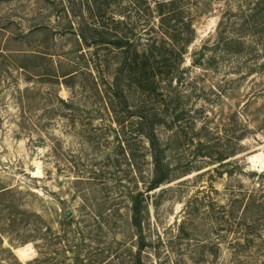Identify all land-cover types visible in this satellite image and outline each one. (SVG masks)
<instances>
[{
    "label": "rangeland",
    "instance_id": "1",
    "mask_svg": "<svg viewBox=\"0 0 264 264\" xmlns=\"http://www.w3.org/2000/svg\"><path fill=\"white\" fill-rule=\"evenodd\" d=\"M138 250L264 264V0H0V264Z\"/></svg>",
    "mask_w": 264,
    "mask_h": 264
},
{
    "label": "trees",
    "instance_id": "2",
    "mask_svg": "<svg viewBox=\"0 0 264 264\" xmlns=\"http://www.w3.org/2000/svg\"><path fill=\"white\" fill-rule=\"evenodd\" d=\"M159 5H161L162 3H158ZM90 33L92 34V37L94 36H99L102 37L101 40H108L105 39V34L106 32L103 31L102 29H98L96 27H90ZM107 43H112L113 45H115V47H119L122 48L124 45L123 44H128L127 40L121 39L119 37H115L113 41H104ZM124 60H128L127 57H124ZM130 62V61H129ZM146 136L149 139L150 145L152 147V157H153V161H154V171H155V175L154 178L151 181V184L149 185V190H152L156 187H158L161 183H163L165 181L164 175L161 174L160 172V168L162 166L161 164V159L159 157V151L156 145V141L154 138V133L152 131V127L149 128V130L146 132ZM131 222L132 224L137 227V229L141 228V209H140V200H134L132 202V211H131ZM135 264H150L148 262H145L141 259L140 257V250H138L136 256H135Z\"/></svg>",
    "mask_w": 264,
    "mask_h": 264
},
{
    "label": "water",
    "instance_id": "3",
    "mask_svg": "<svg viewBox=\"0 0 264 264\" xmlns=\"http://www.w3.org/2000/svg\"><path fill=\"white\" fill-rule=\"evenodd\" d=\"M69 214H70V210L67 209V210L65 211V215L68 216ZM13 251H14V250H13Z\"/></svg>",
    "mask_w": 264,
    "mask_h": 264
}]
</instances>
